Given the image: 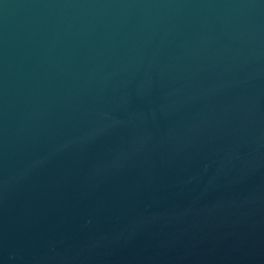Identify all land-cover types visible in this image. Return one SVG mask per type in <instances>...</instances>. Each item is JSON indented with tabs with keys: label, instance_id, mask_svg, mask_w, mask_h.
Returning a JSON list of instances; mask_svg holds the SVG:
<instances>
[{
	"label": "water",
	"instance_id": "water-1",
	"mask_svg": "<svg viewBox=\"0 0 264 264\" xmlns=\"http://www.w3.org/2000/svg\"><path fill=\"white\" fill-rule=\"evenodd\" d=\"M0 264H264V0H0Z\"/></svg>",
	"mask_w": 264,
	"mask_h": 264
}]
</instances>
